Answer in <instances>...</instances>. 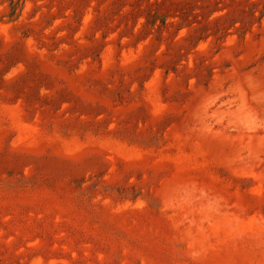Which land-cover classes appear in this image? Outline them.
<instances>
[{"label": "rangeland", "instance_id": "1", "mask_svg": "<svg viewBox=\"0 0 264 264\" xmlns=\"http://www.w3.org/2000/svg\"><path fill=\"white\" fill-rule=\"evenodd\" d=\"M184 2L0 0V264H264V0Z\"/></svg>", "mask_w": 264, "mask_h": 264}, {"label": "trees", "instance_id": "2", "mask_svg": "<svg viewBox=\"0 0 264 264\" xmlns=\"http://www.w3.org/2000/svg\"><path fill=\"white\" fill-rule=\"evenodd\" d=\"M175 4L183 5V4H186V3L184 2V0H181V1L180 0H175ZM214 13H215V11H212L210 14H214ZM144 18H145V25L146 26H154L155 20H153V15H150V13H147V14L144 15ZM212 20L215 23V22L218 21V18H214ZM164 23L165 22L162 21V24H164Z\"/></svg>", "mask_w": 264, "mask_h": 264}]
</instances>
